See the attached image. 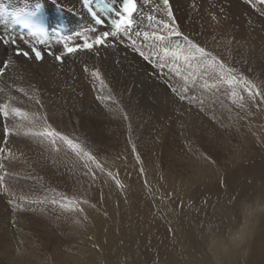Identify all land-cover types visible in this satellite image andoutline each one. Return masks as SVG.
Here are the masks:
<instances>
[{
    "label": "bare ground",
    "instance_id": "bare-ground-1",
    "mask_svg": "<svg viewBox=\"0 0 264 264\" xmlns=\"http://www.w3.org/2000/svg\"><path fill=\"white\" fill-rule=\"evenodd\" d=\"M36 1L0 0V8L4 4L30 7ZM44 1L53 7L61 5L74 20L85 19L86 14L78 0ZM158 3L159 0L143 3V8L135 14L136 27L128 35L111 38L106 48L98 47L90 52L64 56L62 64L50 56H46L41 63L16 57L11 42L5 44L4 40H0V62H6L11 69H33L45 65L50 68H90L101 64L109 72L110 81L105 83L108 84L106 88H101L99 83L95 86L97 96L109 97L112 93L110 86L115 85L127 100L122 107L127 110L108 112L106 115L104 107H109V99L86 98L87 107L84 106V110L100 105L103 113L96 116L104 114L110 121L97 120L98 117L94 119L96 123L89 118L73 122L63 119L55 122L54 130L59 132L62 129L60 131L74 143L96 148L95 152L89 150L96 159H118L115 148L119 143L131 150L133 146L142 152L145 150L143 153L152 158L161 155L167 159L163 164L161 159H158L159 162L144 159L141 154L144 159L141 162L137 152L128 159V166L119 164V167L113 168L109 165L107 168L118 172L123 189L116 187L100 169L92 168L86 188L66 193L68 198L65 201L42 207L38 210L40 216L33 219L32 224L26 223L27 220L20 214L11 217L15 218V222L25 223L16 228L32 225L37 229L39 238L68 251L73 250L76 256L70 259L75 264H264V99L259 96L255 100L249 99L244 83L245 80L250 81L264 93V0H170L180 30L216 56L225 65L224 70L198 54L188 61L184 59L186 52H181L179 59L175 60L163 57L162 48L167 41L154 43L144 40V31H162V25L147 19L149 15L168 19L164 12L155 8ZM103 31L105 29L93 33L85 27L82 35L91 37ZM111 41H115L118 47L111 45ZM133 41L135 47L150 56L151 62L133 51ZM81 42L79 38L70 40V43ZM52 43L55 50H64V43L58 39L53 38ZM173 45L180 49L187 47L180 38H173ZM162 63L165 67L161 71L158 65ZM242 67H246L245 70L239 69ZM175 68L184 74L194 72L197 77L195 86H188L190 94L183 93L189 97L184 101H180L178 94L168 86L178 87L183 92V80L173 71ZM228 69L234 71L225 75ZM222 76L224 80L220 79ZM233 76L242 77L243 81L242 113L238 112L234 121L228 118L229 121L222 123L224 115L218 122L212 121L207 117L210 114L208 108L219 104L227 107L233 101L228 90L234 87L227 83ZM205 80L209 84L215 80L218 84L210 90L204 89L202 84ZM7 89L3 77L0 78V106L2 99H7ZM199 89L201 94L196 95ZM254 108L253 121L243 123L244 117ZM49 115V111L36 113L30 118L32 128L43 129L42 123ZM112 116L118 117L112 121ZM7 118L0 115V145L3 141L8 143L10 139H17L22 149L31 150L28 153L30 157L45 159L49 156L46 153L50 147L46 149L44 145L40 147L42 150L32 146L29 150L23 148L26 147L22 141L24 134L19 135L12 130L14 128L9 127ZM47 121L52 123L50 118ZM16 123L17 126L21 123L20 118ZM215 123H220L221 127ZM2 124L4 128H11L8 129L12 132L9 138L5 139ZM229 124H233L234 129ZM242 124L257 133L255 138L252 134L248 135L255 140L254 159H242V163L235 159H195L206 156L200 144L206 140L205 136L209 138L215 134L219 138L224 135L222 129L226 128L227 131L241 130L242 133ZM226 140L227 136L219 140L222 147ZM183 143L187 144V149L181 148L186 147ZM51 146L58 150L60 147L69 151L72 149L58 137H51ZM223 154L225 156L226 151ZM180 156L190 159H175ZM56 177L64 180L65 176L58 173ZM78 186H81L80 182ZM61 213L70 218L67 219L71 221L67 227L65 218L61 221L64 226L60 223ZM0 223H5L1 216ZM9 226L6 223L0 226V243L17 239L21 248L33 244L34 236L30 232L24 233L26 237L22 234L23 239H20L22 229L13 232ZM19 260L17 255L11 259L15 264H19Z\"/></svg>",
    "mask_w": 264,
    "mask_h": 264
},
{
    "label": "rangeland",
    "instance_id": "rangeland-1",
    "mask_svg": "<svg viewBox=\"0 0 264 264\" xmlns=\"http://www.w3.org/2000/svg\"><path fill=\"white\" fill-rule=\"evenodd\" d=\"M114 47H118V44L116 43ZM98 55L99 53L97 54V57ZM45 66H36L33 69L28 67L24 69H11L7 66L0 67V78L3 77L5 86L8 88L7 91L9 92L7 95V99H2L3 101H1L2 105L7 104L9 106L8 110L10 116H8V118L6 119L10 124L9 127L14 128L12 130H15L19 135L21 133L24 134L22 136V141L24 142L26 147L23 148H27L29 150L30 146H32V148L35 147L41 149L40 147L42 145H44L46 149L50 147V151L48 150V153H46L49 155L47 156L48 159L46 157L45 159H34L29 155L31 150L27 151L22 149L20 146V142L17 139L16 141H11L10 139L8 143L3 141L2 145H0V177H2V182H0V216L7 225H10L9 227L13 232L17 229H22L21 234H19L20 236L23 234L22 236L26 237V235L24 234L25 232H30L32 237L34 236L33 241L30 240L31 242H33V244L31 243L28 245H23V248L19 246L20 240L18 241L17 239H8V243H0V264H15V261H11L13 255L18 256V259H20L19 264H67L68 262V264H75L70 259L71 256H76L73 250L68 251L67 248L58 247L57 245H54L53 243H50L45 239L39 238L40 235H38V232L36 231L37 229H35L32 225V227L22 226L16 228L17 225L21 226L20 224L25 223H19L17 221L15 222V218L12 217L20 214L27 220L26 223L32 224V222L34 221L33 219L40 216L38 210H40L42 207H46V205L47 207H50L54 205V203L58 204L60 201H65L64 199L68 198L66 193L78 189H84L87 187V181L90 180V177L93 173L92 168H96L95 164L89 162L90 168L85 167V161L83 159H80L79 157H77V159L75 157V151L73 149L69 151L60 147V150H58L59 148H54L53 146H51V137H41L39 135H35L34 133L44 132L48 125H51V129H55V127L53 126L55 125V122L57 123L63 119L67 120L68 122H73L75 120L81 121L82 118H89L90 121L96 123V120H94L96 119V117H98L96 116V114L100 112L103 113V107L97 105L93 108L84 110V106L87 107L85 102L86 98H90L91 100L96 98L98 99V91L95 90V86H97L99 82L91 80L92 78L90 77L89 73L93 69H99L100 73L102 72L101 77L104 79L105 83L110 81V74L109 72H106V69L103 68L104 66L102 67L101 64L98 65L99 67H87L89 69V72H85V67H83V69L76 67L74 68V66H68L69 68H50L49 65ZM48 68H50V70ZM245 68L242 67L239 69L245 70ZM248 70L252 72V69L250 67L248 68ZM250 72L248 73L251 74ZM236 79L237 80L232 83L234 89L230 88L228 90L229 96H231L230 94L233 90L237 91L238 94L242 96V91H244L242 77L240 79ZM214 81L212 82V84L215 83L217 85L218 83ZM110 87L112 88V93H109V96L113 97V99L108 100L109 107H104L105 109H107L106 115H108V112L117 111L118 113V110H127V108H122L124 102H126L127 100L122 94H120V89L118 91L115 88V85H113V87ZM176 88L179 89L178 87ZM90 93L92 97L90 96ZM187 94H190V92L188 91ZM195 94H201L200 89L197 90ZM192 95H194V93H192ZM237 105V103H234L232 101L227 107H222L220 104L214 107H210L208 108V112L210 114L212 113V116L209 114L207 115V117L212 121L215 120L218 122V120L221 119L220 116L224 115V120L221 119L222 123H224L225 120L229 121L230 119V121H234L233 118L238 117L235 115H237L238 112L242 113V108ZM14 108H19L21 110L20 114L12 112L11 110ZM42 111L51 112V115H49L48 118L51 119L52 123L47 121L48 118L46 117L45 122L42 123L44 125L43 129L40 130L35 127L32 128V121L30 120V118L35 116L36 113L39 114ZM253 112H255V108L254 110L250 111V113L246 115V117H244V120H242V122H252ZM242 115L244 116V114ZM22 116L25 118H21ZM117 117L118 116H112V121ZM19 118L21 120V123H19L20 126H17L16 122ZM98 119L110 121V118L108 116H105L104 114L100 115L97 120ZM115 123L117 124L118 122ZM215 125L217 127H221L220 123H215ZM230 125L231 124H229V126ZM2 126L3 132H5V126L3 124ZM245 126L246 125L242 124V133L241 130L227 131L226 128L222 129L224 130V135H220L219 138L215 136V134L210 135L209 138L205 136L206 140H204L200 144L202 145L201 147L206 151V156H198L195 159H217L218 161L220 159H235V161L239 163H242V159H254V138L255 136H257V133L254 132V129H250ZM9 127H7V129L11 130V128ZM80 129L82 130V128ZM232 129H234V127H232ZM60 130L58 131L62 135H64L63 131ZM93 132H96V130H93ZM9 133L10 134L9 136H7V138H9L12 134V132ZM249 134H252L254 138L249 137ZM14 136L15 134H13V137ZM181 136L183 139L184 136L182 134ZM225 136H227V140L222 147L219 140L223 139ZM209 141L210 144L208 143ZM183 144L186 147L181 148L187 149V144ZM85 147H87V150H92L93 152H95L96 150V148L94 147ZM51 148L55 151H53ZM178 149H180V147H178ZM56 150L59 152H57ZM115 150L118 151V159H96V161H98L104 169L101 172L104 173V175L116 187L118 186L115 184V180L113 179V177L119 180L118 172H113L109 168H107L109 167V165H113V168H116L117 165L119 167V164L128 166L130 164L128 159H131V155H134L137 152L139 153H137L136 155L140 154L141 162H143L146 158H151L156 159L157 161L158 159H161V163L164 164V162L167 160L165 159V157H161V155L156 156V158H152L153 156L151 157L149 155H145L143 153L145 152V150H143V152L139 149H135V151H133L128 146L121 147L120 143L117 145ZM65 151L68 154H66L67 156L65 155ZM224 151H226L225 156L223 154ZM63 154L66 156V159ZM141 154H143L144 159H142ZM98 155H101V153H99ZM63 156L64 158L61 159L60 157ZM175 159L188 160L190 158L186 157V159H184L180 156L176 157ZM109 172L112 173V176L108 175ZM58 173L59 175L65 176L64 180L57 179L56 176L58 175ZM78 182L81 183V186H78ZM5 189H7V191H5ZM63 218L66 219L64 222L67 221L65 226L67 227V223L71 222L67 219L70 218H66L62 214L61 218H59L60 223L64 220ZM5 223H0V226L5 225ZM61 224H63L64 226V223ZM22 236L20 239H23Z\"/></svg>",
    "mask_w": 264,
    "mask_h": 264
},
{
    "label": "snow or ice",
    "instance_id": "snow-or-ice-1",
    "mask_svg": "<svg viewBox=\"0 0 264 264\" xmlns=\"http://www.w3.org/2000/svg\"><path fill=\"white\" fill-rule=\"evenodd\" d=\"M114 2H118L119 7H114L113 4H105L100 7L99 11L102 12L104 15L111 14V31H103L102 34H96L91 37L84 35L81 36L80 39L83 41L82 43L78 44H71L68 41L64 42V53L62 55H56L51 48L46 50V54L49 56H55V59L59 62H63L65 55H71L75 54L81 51H92L94 48L98 47H108L110 38H116L123 35H128L131 33V31L136 26V20H135V13L138 10V4L139 0H114ZM144 3H148V0H144ZM156 9H159V11L164 12L167 16V20L164 19H158L157 17L153 15H149L147 19L149 21H156L157 25H162V31H153L149 33L148 31L143 32L144 40H152L155 42H165L168 43L162 48L163 57H172L174 60L179 59V56L181 52H186L187 54L184 55L185 61H188L190 58H194L197 54L201 57H204L206 59H209L214 64H218L219 68L221 70H224L225 65L217 60V57L214 56L211 52L206 51L204 47H202L200 44H198L195 40L191 39L188 35H185L181 30L176 22L172 5L170 4V0H159V3L155 5ZM223 11V9H221ZM93 17L95 19V23L97 25H103L105 23V20L101 19L99 16L96 15L95 12H93ZM213 19L215 20L216 17L213 16ZM93 33H95L97 30L95 28L91 29ZM137 35H140L139 32L136 33ZM173 38H180L182 39L185 44V49H180L178 46L173 45ZM26 43H28L26 41ZM45 44V41L43 40H37L35 43L31 42L29 43V50H24L23 48H16L15 49V56L16 57H24L28 60L35 59L36 61H42L44 59L45 50H42L40 45ZM133 45V51L137 52L145 61H150V56L146 55L143 50H141L139 47H135V41L132 42ZM6 62H0V67H6ZM154 67H157V65H154ZM158 67L163 70L165 67V64H159ZM191 67V65H189ZM173 71L176 73L177 76L181 77L183 80V84L181 85L183 92H180L176 88H172L171 85H168L169 88L174 92L177 93L179 96L180 101H184L186 99H189L185 94L189 91V85L195 86L197 77L194 72H188L187 74L182 73L179 68L173 69ZM234 70L228 69L225 75H229ZM85 72H89V69L85 67ZM90 77L94 81H98L101 88H106L107 85L105 84L104 79L101 77V73L99 69H93L90 73ZM156 73H153L155 75ZM221 80H224V77H220ZM236 80V77L233 76L231 79L227 80L228 84H232ZM167 83V82H166ZM244 83L247 85L246 90L249 93V99L255 100L257 96L261 97V99H264V93L260 92L259 89L256 88L254 84H252L250 81H244ZM217 85L215 83L209 84L207 80H205L202 84V88L204 89H212L215 88ZM111 91V90H109ZM231 98L233 99L234 103H237L240 107L244 106V97L239 95L237 91L233 90L231 92ZM98 99L104 100V99H113V97L109 96L107 98L105 97H98ZM194 99V97H193ZM39 102V101H37ZM203 102H201L202 104ZM9 106L7 104H4L0 106V115H3L5 118L9 115ZM203 110V109H202ZM12 112H15L16 114H20L19 108H14L11 110ZM125 118H127L125 116ZM9 130L5 128V139L9 135ZM35 135H39L41 137H59L62 141L66 142L67 145H69L74 151L77 157L83 159L85 161V167L90 168L89 162L92 164H95V167L97 169H100L103 171L101 164L96 161V158L91 154L89 150L86 149V147L82 146L80 143H74L72 139H69L68 136L62 135L60 132L55 131L54 129H51V125H48L44 132L40 133H34ZM54 142V141H53ZM133 151H135V146H133ZM139 156H137V160H139ZM143 171V169H141ZM109 176H112V173H108ZM115 184L118 186V188L123 189L124 185L120 182V180L115 179ZM0 182H2V177H0ZM7 191V189H5ZM55 202V201H53ZM86 203V201H85Z\"/></svg>",
    "mask_w": 264,
    "mask_h": 264
}]
</instances>
